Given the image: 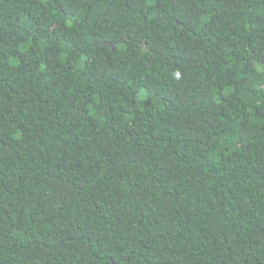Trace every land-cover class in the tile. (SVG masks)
<instances>
[{"label": "trees", "instance_id": "trees-1", "mask_svg": "<svg viewBox=\"0 0 264 264\" xmlns=\"http://www.w3.org/2000/svg\"><path fill=\"white\" fill-rule=\"evenodd\" d=\"M0 264H264V0H0Z\"/></svg>", "mask_w": 264, "mask_h": 264}]
</instances>
